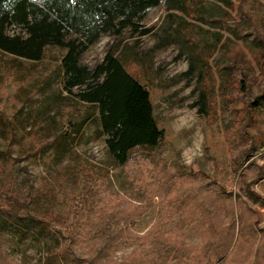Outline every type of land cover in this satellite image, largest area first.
I'll use <instances>...</instances> for the list:
<instances>
[{
    "label": "rangeland",
    "instance_id": "374dc122",
    "mask_svg": "<svg viewBox=\"0 0 264 264\" xmlns=\"http://www.w3.org/2000/svg\"><path fill=\"white\" fill-rule=\"evenodd\" d=\"M142 24L150 33L105 34L81 57L95 67L109 50L118 51L127 70L151 92L164 137L150 151L152 158L139 151L122 166L109 152L98 113L88 119L89 105L54 98L63 84L49 81L64 50L49 48L41 62L0 52V258L5 264L143 259L240 264L251 235L254 248L264 242V0H193L184 10H171L163 0ZM179 33V40L166 44ZM192 66L194 72L186 73ZM69 118L85 121L64 149L55 139ZM202 188L230 192L235 216L226 210L227 200L205 213L196 202ZM241 201L250 215L245 237L227 261H208L205 246L215 237L211 223L223 233L235 221L238 231ZM139 206L147 207L146 213L124 229L126 237L104 257H94L91 222L98 214ZM13 207L31 216L32 224L2 221L3 210ZM69 213L90 224L67 230L54 215ZM194 215L182 226L183 218ZM152 237L160 241L150 245ZM167 244L184 259L169 255L167 260ZM68 247L75 261L64 255Z\"/></svg>",
    "mask_w": 264,
    "mask_h": 264
},
{
    "label": "trees",
    "instance_id": "16d2710c",
    "mask_svg": "<svg viewBox=\"0 0 264 264\" xmlns=\"http://www.w3.org/2000/svg\"><path fill=\"white\" fill-rule=\"evenodd\" d=\"M162 1L0 0V52L32 62H41L45 59L49 48L57 47L64 50L55 68V74L49 81L50 85L52 81L60 79L63 84L61 94L54 98L72 97L77 103L89 105L91 109L87 111L88 119L98 113L96 117L100 120L103 133L107 136L108 149L117 166L126 164L133 154L139 151L143 152L145 157L152 158L150 151L161 143L164 129L159 126L155 117L149 88L127 70L118 51L109 50L95 67L83 63L81 57L105 34L122 35L127 29H143L142 20L148 10ZM164 1L171 10H184L193 0ZM150 31V28H144L142 33L148 34ZM180 37H182L181 33L166 44L179 40ZM191 72H194V66L186 73ZM246 77L241 79L243 88L247 86L248 78ZM63 91L67 94L63 95ZM84 121L69 118L67 128L57 136L55 142L57 141L60 147L66 149L73 141L72 133L75 130L78 131ZM193 190L196 191V188ZM210 190L199 189L200 194L197 195L196 202L201 209L205 213H210L215 204L227 200L226 210L230 215L235 216L236 206L231 200V193L226 191L214 193L212 189ZM86 203L87 201L84 200L79 205L82 207V212L86 208ZM238 205L241 209L244 202L241 201ZM146 208L139 206L132 212L110 209L106 210L108 212L102 211L106 214L99 213L98 218L91 222V230L94 233L90 235V241L93 242L91 249L95 254L94 257L107 255L113 243L126 237L124 229L142 218ZM3 211L7 216L2 218V221L23 226L32 224L31 216L20 214L17 207ZM77 213L79 214V211ZM195 215L191 218H183L182 226L187 225L189 221L193 222L197 217ZM54 217L61 225L66 226L67 230L79 231V226L86 227L85 224H90V222L82 223L75 218L72 219L71 213L54 215ZM249 217L250 215L242 209L240 213L238 212V231H236L235 221L232 222L228 231L223 233L214 230L211 223L215 237L205 246L204 253L208 261L228 260L230 254L237 250L238 241L246 235L244 227ZM252 236L248 238L250 248L245 251L240 264H261L264 261V242L254 248L256 238ZM159 241L152 237L149 244ZM164 248L168 256L167 260L169 255H172V260L184 259V256L178 254L170 244L165 245ZM63 253L73 261L77 259L70 252L69 247ZM3 260L0 258V264H5ZM77 263L82 264L79 261L74 264ZM122 264H150V261L143 259Z\"/></svg>",
    "mask_w": 264,
    "mask_h": 264
}]
</instances>
